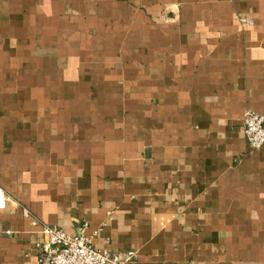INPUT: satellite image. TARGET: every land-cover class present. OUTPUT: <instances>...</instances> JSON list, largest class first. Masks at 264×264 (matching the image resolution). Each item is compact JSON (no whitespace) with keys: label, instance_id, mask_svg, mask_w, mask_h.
<instances>
[{"label":"crops","instance_id":"obj_1","mask_svg":"<svg viewBox=\"0 0 264 264\" xmlns=\"http://www.w3.org/2000/svg\"><path fill=\"white\" fill-rule=\"evenodd\" d=\"M248 111L264 0H0V264H40L44 226L135 264H264Z\"/></svg>","mask_w":264,"mask_h":264},{"label":"built area","instance_id":"obj_2","mask_svg":"<svg viewBox=\"0 0 264 264\" xmlns=\"http://www.w3.org/2000/svg\"><path fill=\"white\" fill-rule=\"evenodd\" d=\"M243 129L253 150L264 147L263 114L246 112ZM4 208L5 198L0 195V210ZM41 235L40 264H135L137 260L135 252L113 253L97 249L91 237L82 233L71 236L57 227L44 226Z\"/></svg>","mask_w":264,"mask_h":264}]
</instances>
